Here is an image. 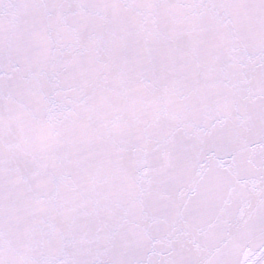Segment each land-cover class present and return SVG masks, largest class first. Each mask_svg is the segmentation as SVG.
Wrapping results in <instances>:
<instances>
[{
  "label": "snow or ice",
  "instance_id": "6c2138e0",
  "mask_svg": "<svg viewBox=\"0 0 264 264\" xmlns=\"http://www.w3.org/2000/svg\"><path fill=\"white\" fill-rule=\"evenodd\" d=\"M0 264H264V0H0Z\"/></svg>",
  "mask_w": 264,
  "mask_h": 264
}]
</instances>
